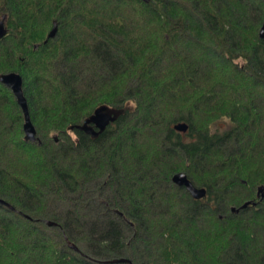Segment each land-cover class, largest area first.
Instances as JSON below:
<instances>
[{"label": "trees", "instance_id": "1", "mask_svg": "<svg viewBox=\"0 0 264 264\" xmlns=\"http://www.w3.org/2000/svg\"><path fill=\"white\" fill-rule=\"evenodd\" d=\"M3 18L0 76L20 74L37 139L0 81V264H264V0H0ZM100 105L102 132L69 128Z\"/></svg>", "mask_w": 264, "mask_h": 264}, {"label": "water", "instance_id": "2", "mask_svg": "<svg viewBox=\"0 0 264 264\" xmlns=\"http://www.w3.org/2000/svg\"><path fill=\"white\" fill-rule=\"evenodd\" d=\"M5 31H6L5 22L3 18V19H0V37L4 35ZM56 31H57V24L54 21L52 28L49 30L47 34V38L54 37ZM258 36L264 40V20L262 21L261 26L258 30ZM0 81L3 83V85H5L7 88H9L12 91L17 104L22 110L23 117H24L22 128H23L25 139L28 141H35L37 139L36 129L30 119L27 100L23 94L22 78L20 74L17 72H8L5 74H2L0 76ZM116 115H117V112L112 110L110 107L106 105H100L96 107L94 111L91 113V115H89L86 119H84L83 122L75 124V125H71L69 128L84 131L87 134L96 136L97 134L102 132L110 122H113L116 119ZM174 128L178 131L185 132L187 130V124L186 123H176L174 125ZM172 181L176 185L184 187L186 191L194 199H200L206 195V189L204 187L194 186V184L190 181V179L187 178L186 174L183 172L175 173L172 176ZM257 192L261 193V195L264 196V185L259 186L257 189ZM0 203L5 204L9 207H12L10 206V204L6 203L2 199H0ZM250 203L251 201H246L239 208L231 207V211L237 212L240 208H244ZM46 222L48 225H56V223L52 221H46ZM65 239L70 248L74 249L75 251H78V248L76 247L74 243L69 241L68 238H65ZM105 262H110V263L128 262L129 264H131V261L125 258L112 259V260L105 261Z\"/></svg>", "mask_w": 264, "mask_h": 264}, {"label": "rangeland", "instance_id": "3", "mask_svg": "<svg viewBox=\"0 0 264 264\" xmlns=\"http://www.w3.org/2000/svg\"><path fill=\"white\" fill-rule=\"evenodd\" d=\"M73 135V134H72Z\"/></svg>", "mask_w": 264, "mask_h": 264}]
</instances>
